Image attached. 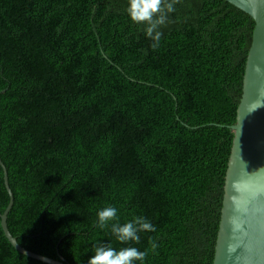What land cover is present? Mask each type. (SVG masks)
<instances>
[{
    "label": "trees",
    "instance_id": "1",
    "mask_svg": "<svg viewBox=\"0 0 264 264\" xmlns=\"http://www.w3.org/2000/svg\"><path fill=\"white\" fill-rule=\"evenodd\" d=\"M126 8L0 0L8 227L69 264H88L98 242L148 253L135 264H213L255 21L225 0H180L152 50ZM10 202L0 166V264H46L7 239ZM106 206L156 231L121 244L96 226Z\"/></svg>",
    "mask_w": 264,
    "mask_h": 264
},
{
    "label": "water",
    "instance_id": "2",
    "mask_svg": "<svg viewBox=\"0 0 264 264\" xmlns=\"http://www.w3.org/2000/svg\"><path fill=\"white\" fill-rule=\"evenodd\" d=\"M255 21L243 80L234 141L226 173L223 208L213 264H264V0H225ZM1 131V125H0ZM11 202L2 215L7 239L21 254L46 264H69L19 244L8 227L14 206L8 169L0 157Z\"/></svg>",
    "mask_w": 264,
    "mask_h": 264
},
{
    "label": "clouds",
    "instance_id": "3",
    "mask_svg": "<svg viewBox=\"0 0 264 264\" xmlns=\"http://www.w3.org/2000/svg\"><path fill=\"white\" fill-rule=\"evenodd\" d=\"M180 0H127L126 12L133 24L144 25L145 34L152 41L150 47L156 50L159 47L163 32L161 28L166 26L169 14L175 11V5ZM121 244L129 242L139 243L141 232H155V226L145 217H134L130 222L119 223L117 209L106 206L97 212V227L108 228ZM151 242V241H150ZM157 245L152 242L154 251ZM94 255L88 260V264H135L143 262L148 253L142 252L136 247L128 246L116 250L110 244L98 242L93 245Z\"/></svg>",
    "mask_w": 264,
    "mask_h": 264
}]
</instances>
